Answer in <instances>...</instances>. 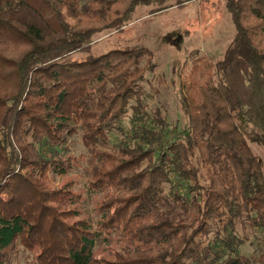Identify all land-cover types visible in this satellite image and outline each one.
Here are the masks:
<instances>
[{
  "label": "trees",
  "instance_id": "1",
  "mask_svg": "<svg viewBox=\"0 0 264 264\" xmlns=\"http://www.w3.org/2000/svg\"><path fill=\"white\" fill-rule=\"evenodd\" d=\"M195 1L0 0V264H264V247L250 258L239 249L249 235L264 245L251 148L264 149V0H222L234 36L180 80L185 127L147 110L149 49L92 52L138 8L157 16ZM76 160L88 193L102 196L97 230L66 187L46 182ZM111 232L127 245L94 258Z\"/></svg>",
  "mask_w": 264,
  "mask_h": 264
},
{
  "label": "rangeland",
  "instance_id": "2",
  "mask_svg": "<svg viewBox=\"0 0 264 264\" xmlns=\"http://www.w3.org/2000/svg\"><path fill=\"white\" fill-rule=\"evenodd\" d=\"M148 9L138 8L134 21L121 32L102 33L95 37L92 45L94 55L105 53L115 47L130 45L145 47L153 54L154 68L145 76L143 91L147 94V110L166 118L171 124L186 126L180 109L183 97L179 83L194 57L204 56L218 60L234 36V28L226 13L222 0H196L181 9L148 16ZM80 59V56L74 57ZM125 127L129 128L128 119ZM70 154L78 158L84 151L77 136H72ZM264 175V149L251 144ZM75 157V158H76ZM84 166L76 160L72 169L63 175L48 172L46 182L52 189L66 187L75 197L73 205L79 220L87 221L98 229V205L101 195L89 194L86 188ZM78 197V198H76ZM242 237L243 232L239 230ZM248 241L240 246V252L250 258L256 257L264 247L263 237L249 235ZM127 241L116 233L102 234L98 239L94 258H109L125 247ZM30 258L21 256L18 264H29Z\"/></svg>",
  "mask_w": 264,
  "mask_h": 264
}]
</instances>
